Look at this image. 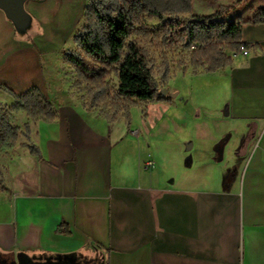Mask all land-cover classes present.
<instances>
[{
	"label": "crops",
	"instance_id": "0c3cea01",
	"mask_svg": "<svg viewBox=\"0 0 264 264\" xmlns=\"http://www.w3.org/2000/svg\"><path fill=\"white\" fill-rule=\"evenodd\" d=\"M204 1L198 8L208 15L234 4ZM236 1L221 20L264 8V0ZM87 4L28 0L26 30L0 8V86L17 94L38 87L59 114L54 123H24L39 155L25 141L0 154V264H264V24L243 25V41L255 47L220 71L230 97L225 121L200 122L212 134L205 160L189 155V171L165 180L141 128L113 133L117 123L99 110L56 103L47 90L40 56L73 39ZM169 109L150 104L146 132ZM63 223L69 235L58 233Z\"/></svg>",
	"mask_w": 264,
	"mask_h": 264
},
{
	"label": "trees",
	"instance_id": "16d2710c",
	"mask_svg": "<svg viewBox=\"0 0 264 264\" xmlns=\"http://www.w3.org/2000/svg\"><path fill=\"white\" fill-rule=\"evenodd\" d=\"M233 1V6H220L213 14L194 16L193 0H88L83 25L74 36L76 49L64 57L77 74L78 91L88 93L86 111L99 110L109 124L124 120L130 128L132 107H140L146 119L148 105L171 102L162 92L172 78V66L166 59L156 65L151 45L161 49L171 45L187 52L177 62L183 73L189 67L194 75L232 67L235 54L255 47L243 41V25L264 24V8L253 9L248 19L221 20L240 3ZM151 20L160 21L162 28L155 30ZM112 74L118 80L113 90L108 81ZM0 90L13 99L9 107L0 103V154L24 138L23 147L39 155V147L31 141L30 124L21 130L13 124L14 115L24 112L33 123L50 124L58 120V110L38 87L21 94L6 86ZM0 190H5L1 173ZM57 231L70 234L65 223Z\"/></svg>",
	"mask_w": 264,
	"mask_h": 264
},
{
	"label": "rangeland",
	"instance_id": "374dc122",
	"mask_svg": "<svg viewBox=\"0 0 264 264\" xmlns=\"http://www.w3.org/2000/svg\"><path fill=\"white\" fill-rule=\"evenodd\" d=\"M199 1L203 2L204 0H195L193 15L207 16L208 13L205 14L203 12L206 10L200 12L201 9L198 8ZM83 17L79 21L74 36L83 25ZM150 23L155 26V30L162 28L161 22L158 20H151ZM74 36L67 45L43 48L45 53L40 56L42 75L46 80L47 90L56 98V103L78 102L85 104L88 98L87 91H78L79 89L75 86L77 74L74 68L64 59L68 51L76 49ZM150 51L156 65H159L163 59L169 61L173 74L165 90H168L170 98L171 94H178V96L171 98V101L174 102L173 105H170L169 102L164 103L171 109L169 111L164 110L163 118L157 117L156 120H153L150 127H147L148 132L143 127L145 118H143V111L140 107L134 106L131 108V123L135 128H141V136L143 135L151 145L148 151L152 155L151 157L155 156V172H157V175L162 174V176H165V180H168L181 176L182 171H189L185 167L187 162H189V158L195 159V163L198 162H196L198 155L205 160L212 134L207 132L200 122L225 121L221 115V110L225 103L228 102L230 91L227 82L223 81L224 74L222 72L194 75L191 67L188 68L186 73L180 72L177 62L181 56L184 58L187 56V52L182 49L171 45L161 49L151 45ZM108 81L111 90H113L118 82L116 75L112 74ZM0 99L5 103V99H8V97L2 94ZM27 120L29 121L27 115L24 112H19L14 115L13 124L15 126L21 125L20 129L24 130V123ZM116 126L113 133L117 134L125 128L124 120L117 122ZM24 141L25 139L21 138L19 142ZM190 142L195 144L194 154L186 153V147ZM189 155L192 156L189 157ZM193 170L196 172L200 171H197L196 164L193 166ZM202 170L213 172L211 168H203Z\"/></svg>",
	"mask_w": 264,
	"mask_h": 264
},
{
	"label": "water",
	"instance_id": "95a60500",
	"mask_svg": "<svg viewBox=\"0 0 264 264\" xmlns=\"http://www.w3.org/2000/svg\"><path fill=\"white\" fill-rule=\"evenodd\" d=\"M27 1L28 0H0V8L4 10L18 30H26L31 22V18L25 10V3ZM162 94L166 96L168 90H164ZM175 97H177V94H171V98Z\"/></svg>",
	"mask_w": 264,
	"mask_h": 264
},
{
	"label": "built area",
	"instance_id": "2783aa9c",
	"mask_svg": "<svg viewBox=\"0 0 264 264\" xmlns=\"http://www.w3.org/2000/svg\"><path fill=\"white\" fill-rule=\"evenodd\" d=\"M242 54H244V55H247L248 53H249V51L247 50V49H244V48H242ZM234 56H236V54L234 55ZM151 165V164H150Z\"/></svg>",
	"mask_w": 264,
	"mask_h": 264
}]
</instances>
